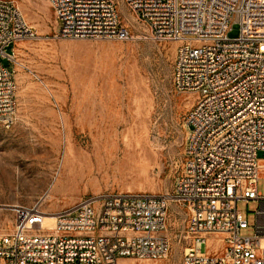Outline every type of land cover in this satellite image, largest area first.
I'll return each mask as SVG.
<instances>
[{
	"label": "built area",
	"instance_id": "built-area-1",
	"mask_svg": "<svg viewBox=\"0 0 264 264\" xmlns=\"http://www.w3.org/2000/svg\"><path fill=\"white\" fill-rule=\"evenodd\" d=\"M48 1L58 20L56 39L178 45L173 87L195 96L186 115L183 171L173 194L104 193L54 214L42 209L47 194L31 206H12L13 228L0 233V264L166 259L172 204L182 222V264H264V0H123L142 31L123 25L114 0ZM233 25L240 34L231 39ZM32 37L14 0H0L6 129L17 115L14 46ZM239 202L258 204L252 237L241 236L248 223ZM46 218L52 227L42 226Z\"/></svg>",
	"mask_w": 264,
	"mask_h": 264
},
{
	"label": "rangeland",
	"instance_id": "rangeland-1",
	"mask_svg": "<svg viewBox=\"0 0 264 264\" xmlns=\"http://www.w3.org/2000/svg\"><path fill=\"white\" fill-rule=\"evenodd\" d=\"M114 1L123 25L140 30L123 0ZM14 2L34 37L14 46L17 115L10 129L0 126V233L13 228L12 206H31L45 194L48 214L104 193L173 194L195 102L173 87L178 45L56 39L58 20L48 0ZM239 34L233 25L228 37ZM257 208L238 203L248 223L242 237L255 234ZM177 213L172 204L166 259L118 264H182ZM52 225V218L42 224Z\"/></svg>",
	"mask_w": 264,
	"mask_h": 264
},
{
	"label": "bare ground",
	"instance_id": "bare-ground-1",
	"mask_svg": "<svg viewBox=\"0 0 264 264\" xmlns=\"http://www.w3.org/2000/svg\"><path fill=\"white\" fill-rule=\"evenodd\" d=\"M143 165H144V164H143ZM144 262H148V261H144ZM126 264H129V263L126 262ZM130 264H132V263H130Z\"/></svg>",
	"mask_w": 264,
	"mask_h": 264
}]
</instances>
